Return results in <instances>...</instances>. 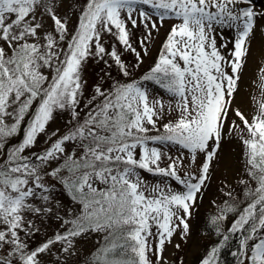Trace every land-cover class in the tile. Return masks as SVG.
<instances>
[{
	"label": "snow or ice",
	"instance_id": "snow-or-ice-1",
	"mask_svg": "<svg viewBox=\"0 0 264 264\" xmlns=\"http://www.w3.org/2000/svg\"><path fill=\"white\" fill-rule=\"evenodd\" d=\"M257 33V0H0V264H185L168 247L194 236L215 238L195 264H220L236 235L238 264H264V63L252 108L235 104ZM230 138L240 191L224 182L201 216Z\"/></svg>",
	"mask_w": 264,
	"mask_h": 264
},
{
	"label": "rangeland",
	"instance_id": "rangeland-1",
	"mask_svg": "<svg viewBox=\"0 0 264 264\" xmlns=\"http://www.w3.org/2000/svg\"><path fill=\"white\" fill-rule=\"evenodd\" d=\"M258 6L264 7V0H257ZM75 23V18L73 19V24ZM171 26V22H165L164 26L160 28L158 34L153 33L155 37L153 43L149 46L150 51L147 56L143 57V64L150 65L156 60L158 52L160 50L161 43L165 39V36ZM135 36L133 38L134 42L136 37L142 35L143 29L134 30ZM219 42V37H217ZM107 44L113 42L112 38L106 37ZM231 47V45H229ZM137 49L139 47L137 45ZM122 51V50H121ZM126 57L133 55L131 52H124ZM143 55V53H142ZM261 63H264V40H262L259 33L256 34L255 39L252 41L251 52L248 57L247 63L244 67L241 81L239 82V91L236 94L235 104L241 106L245 109L252 108V102L250 100V94L255 93L259 95L258 89L253 84V81L257 79V71ZM101 69L103 67L90 60L85 68V79L87 80V85L85 87L84 100L81 101L83 106L84 101L90 97L93 91V85L98 82V76L103 75ZM139 77V76H138ZM164 98H167L165 95ZM66 114L57 115L56 119L49 125V132L60 128L61 131L64 130V123L66 120ZM230 119H236L234 115H230ZM239 122V121H237ZM44 137H40V145L43 144ZM39 147V145H38ZM167 147V146H166ZM171 154L173 156L178 155L176 151V146H171ZM242 148L240 142L236 139H229L227 142H222L220 161L215 165L214 172L212 174V179L210 187L204 198V204L201 207V216L206 211L208 207V201L218 196V189L222 186L224 182L232 184L236 187L235 181L240 178L243 172V162L241 158ZM203 157H200L202 160ZM145 179L155 183L158 180H163V177L159 176H145ZM57 225L50 222L49 232L53 231ZM195 227V226H194ZM39 239V237L37 238ZM214 237L200 238L194 236L193 240L189 241L188 244L182 245V249L177 252L172 247H168V254L171 255L172 259H175L177 255L184 258L185 264H195L199 255L205 250L206 245H210L214 241ZM82 248L85 253L96 247L95 237L82 242Z\"/></svg>",
	"mask_w": 264,
	"mask_h": 264
},
{
	"label": "trees",
	"instance_id": "trees-1",
	"mask_svg": "<svg viewBox=\"0 0 264 264\" xmlns=\"http://www.w3.org/2000/svg\"><path fill=\"white\" fill-rule=\"evenodd\" d=\"M112 43H110L108 45H111ZM122 58L129 64L135 63V56L134 55L126 57L123 53ZM99 64L104 68L103 63H99ZM151 65H152V63L150 65L142 64L139 69L135 70V76L136 77L141 76L143 73H145L149 69V67ZM109 71L112 72L113 76H116L117 78H119V73L115 67H113L112 69H109ZM167 98H165V99H167ZM236 191L237 192L240 191L239 187L236 188ZM208 246L209 245H206L205 249ZM238 247H239V236L236 235L231 239L228 247H226L225 249L222 250L221 257H220V264H238L237 258L232 255V252L236 251L238 249ZM177 256H179V255H177Z\"/></svg>",
	"mask_w": 264,
	"mask_h": 264
}]
</instances>
